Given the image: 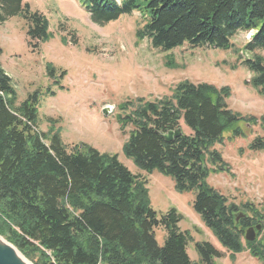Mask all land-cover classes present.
Listing matches in <instances>:
<instances>
[{
  "label": "trees",
  "instance_id": "16d2710c",
  "mask_svg": "<svg viewBox=\"0 0 264 264\" xmlns=\"http://www.w3.org/2000/svg\"><path fill=\"white\" fill-rule=\"evenodd\" d=\"M22 1L0 0V24L24 13L27 38L48 42L47 19L29 12ZM84 7L97 25L139 13L143 25L136 38L164 52L183 45L227 51L238 33L254 31L235 53H244L243 65L252 74L248 84L264 96V0H123L119 5L84 0ZM45 69L47 77L54 76L51 65ZM229 97L226 87L183 81L170 99H137L134 107L126 102L119 108L130 112L117 122L132 130L121 152L139 170L172 178L176 192H192L194 212L232 259L246 248L264 264V243L242 241L247 228L264 226V212L252 204L228 203L207 183L211 174L227 170L215 145L245 138L248 126L259 124L264 132V115L233 112ZM32 99L15 104L11 79L0 65V236L33 264H214L220 255L206 242L195 243L199 260L191 262L190 234L178 227L181 214L171 209L157 216L145 181L117 156L80 144L68 149L57 132L38 134ZM176 115L190 134L167 143L157 132L178 127ZM250 149L264 150V143L257 139ZM239 211L247 216L236 223ZM158 228L166 232L162 247L154 234Z\"/></svg>",
  "mask_w": 264,
  "mask_h": 264
},
{
  "label": "rangeland",
  "instance_id": "374dc122",
  "mask_svg": "<svg viewBox=\"0 0 264 264\" xmlns=\"http://www.w3.org/2000/svg\"><path fill=\"white\" fill-rule=\"evenodd\" d=\"M24 5L29 12L47 19L51 39L31 42L24 13L7 17L0 24V65L11 79L16 105L32 96L38 111L36 132H57L68 149L80 144L117 156L132 174L145 181L157 216L171 209L181 214L178 227L190 234L187 253L191 262L199 260L195 243L206 242L220 255L214 264H262L246 248L232 259L194 212L192 192H176L172 178L157 171L147 174L125 158L121 150L132 127L122 130L116 120L117 115L130 112V108L119 109L124 103L131 102L134 107L137 99H170L183 81L226 87L230 90L226 100L230 110L247 117L263 116L264 96L248 84L252 74L243 65L241 54L235 53L247 42L246 34L238 33L231 41L233 48L227 51L183 45L164 52L136 38V31L143 25L138 13L97 25L85 11L84 0H23ZM260 54L264 57L263 52ZM47 64L54 68L53 77L46 76ZM106 107L109 111L105 116L102 112ZM178 127L190 134L183 119L178 120ZM256 139H264L259 124L247 127L246 138L215 145L213 149L227 171L211 174L207 183L228 203H248L264 212V150L249 148ZM207 167L213 166L207 163ZM154 234L162 247L166 232L158 228ZM263 234L264 228L256 243L263 245Z\"/></svg>",
  "mask_w": 264,
  "mask_h": 264
},
{
  "label": "water",
  "instance_id": "95a60500",
  "mask_svg": "<svg viewBox=\"0 0 264 264\" xmlns=\"http://www.w3.org/2000/svg\"><path fill=\"white\" fill-rule=\"evenodd\" d=\"M109 108L103 109V114L107 115ZM179 116H175V120H178ZM157 135L162 138L167 143H171L174 139H177L182 135L181 129L176 128L167 132H157ZM245 218V215L238 213L235 215V222H238L239 219ZM261 226H255L254 228H249L245 232L244 239L245 241H253L255 239V232H259ZM0 264H33L28 259H26L13 245L7 242L0 236Z\"/></svg>",
  "mask_w": 264,
  "mask_h": 264
}]
</instances>
